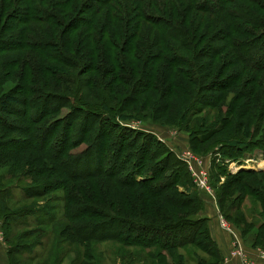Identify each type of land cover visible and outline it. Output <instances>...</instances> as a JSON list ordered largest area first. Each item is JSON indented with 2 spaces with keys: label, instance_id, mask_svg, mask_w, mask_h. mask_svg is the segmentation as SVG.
<instances>
[{
  "label": "rangeland",
  "instance_id": "1",
  "mask_svg": "<svg viewBox=\"0 0 264 264\" xmlns=\"http://www.w3.org/2000/svg\"><path fill=\"white\" fill-rule=\"evenodd\" d=\"M93 1L0 0V99L6 95L22 97L28 77L34 81L33 89L49 96L67 97L71 102L80 101L79 96L84 100L82 94L89 92L91 99L83 102L85 106L82 103L78 106H83L86 114L94 111L98 118L106 116L111 119L109 114H104V109L110 107L106 105L110 102L108 97L117 95L114 92L110 94L106 87L113 85L116 78L120 82H127L126 78L129 76L136 89L137 82L143 83L144 76L148 73L153 88L142 92L126 88L122 95L127 93L129 97L136 98L126 103L124 101L121 105L111 100L114 110L118 111L117 108L121 107V115H124V119H115V122L129 127L136 125L138 129L153 134L161 143L158 151L168 150L177 159L183 151L188 150L202 158L207 164L211 195L200 191L175 160H172L174 166H169L165 175L177 172L175 179L182 180L178 177L182 172L187 182L180 183L176 180V191L171 189L168 193L186 198L199 194L204 205L209 203L213 208L218 207V215L233 232L235 230L231 226L238 227L244 234L245 244L253 249L258 246L257 249L264 251V247L261 248L264 245V230L258 232L250 223L254 222V215L259 219L260 216L264 217V206L261 200L252 198L245 188L247 184L264 191V149L258 146V143L264 146V72L247 71L233 55L225 39L227 21L224 16L213 15L204 8L196 9L191 0ZM239 3L264 15V0L256 5L248 0H239ZM154 19L161 22L155 23ZM34 46H37L35 51ZM254 49L259 48L251 49L256 56ZM173 55H178L176 60H172ZM190 62L196 64L199 85L186 79L190 77V68H187ZM121 63L125 67L123 74L121 67H116ZM53 71L57 74L52 73ZM220 81L223 83L219 84ZM175 83L180 84L177 91L179 94H176V90L174 93L169 91V85ZM189 90L194 94L205 95L216 105L213 109L203 108L190 118L197 122L194 123L197 128L202 127L203 133L208 135L205 141L196 143L194 147L189 144V136L176 128L180 116L186 111V105L192 99L188 94ZM231 106L233 109L230 110ZM76 109L77 106L74 110ZM67 112L68 107L60 109L47 116L31 131L27 128L30 114L22 118L16 114L6 115L12 127L0 129V141H4L0 147L3 149L0 155V189L4 190L7 186L35 187L42 184V181L62 180L67 175L81 174L84 179L80 178L79 182L72 183L67 192L79 195L88 207L99 211L107 210L115 218L114 226L118 227L115 233L121 235L120 240L115 242L99 239L76 241L72 244L63 235L64 224H59L46 228V231L50 230L51 236L49 235L43 258L30 263L23 260L24 255L15 254L10 262L11 256L7 253L10 264H74L76 259H81L83 264L225 262L226 256H223L220 249L222 261L217 262L192 246L173 248L167 252L155 245H141L140 240L149 239L150 236L129 234L118 219H142L161 225L183 220L191 214L187 209L174 208L156 197H149L139 188H121L116 184L111 185L112 182L102 176L94 177L89 172L94 171L96 166L101 167L102 163L106 164L104 162L107 160L106 157L104 161L99 158L98 147L88 151L91 154L89 158L85 157L86 154L82 157V154L81 159L71 164L68 170H58L54 174L45 172L43 166L58 164L51 157H44L27 149L26 140L28 136H37L33 141L39 142L38 134L41 130L51 122L58 123L55 120H59ZM78 114L80 113L76 115ZM77 117L72 125L66 127L70 143L75 138L79 119L84 117L85 122L90 123L88 115L84 113ZM110 121L112 123V119ZM212 129L214 132L210 135ZM59 132L58 129L57 133ZM90 133L87 134V140L77 148L70 146L65 158L77 150L85 149L91 143ZM55 137L56 135L53 138ZM139 138L145 142L144 137ZM131 139L132 137L128 138ZM109 141L111 142L110 139ZM140 141L138 140L137 145ZM224 141H235L237 150H230L231 147L222 144ZM221 144L228 150H223ZM149 147L152 152L155 145ZM128 151L133 153L134 150ZM126 154L125 151L123 155ZM162 156L165 157L161 152L159 157ZM155 161L158 160H152L149 165H156ZM149 165H145L144 170H149ZM231 175H237V181L230 178ZM164 179L162 176L157 184L164 183ZM61 196L60 191H53L40 199H23L19 204L7 201V210L13 215L22 210L39 209L43 213L50 212L51 207H57L55 200ZM204 205L199 212V216L203 218ZM84 220L90 222L87 218ZM97 220L99 219H94L93 222ZM98 223L101 224L102 221ZM1 230L4 234L1 244L5 245L6 250L7 246H26L40 237V233L35 230L2 226V222ZM106 232L114 231L103 229L97 236L102 238ZM153 240L164 241V234L155 236ZM232 240L231 236V242Z\"/></svg>",
  "mask_w": 264,
  "mask_h": 264
},
{
  "label": "trees",
  "instance_id": "2",
  "mask_svg": "<svg viewBox=\"0 0 264 264\" xmlns=\"http://www.w3.org/2000/svg\"><path fill=\"white\" fill-rule=\"evenodd\" d=\"M101 1L102 0H94L93 2ZM191 1L194 8L196 9L204 8L208 13L224 16L227 21L225 39L230 50L233 52V55L247 71H252L254 73H260L262 71L264 72V15L253 11L248 6H244L243 3H239V0ZM259 1L262 0H248L249 3H254L255 5ZM153 21H155V23L161 22L155 19ZM37 46H39V44ZM37 46H34L33 51H35ZM253 47L259 48L258 50L254 49L256 56H254V52L251 51ZM177 57L178 55H173L172 60H176ZM116 67H121L120 71L122 74L124 73L125 67L123 63L116 65ZM131 67H134V65ZM187 68H190L188 69L190 77H187L186 79L189 78V81L199 85L200 80L198 77L199 73L196 69V64L190 62ZM48 70L52 71L51 69ZM52 73L57 74L54 71ZM149 77L150 75L146 73L143 83L137 82L136 89L133 85L131 77L129 76L126 78L127 82H120V79L116 78L117 80H115L113 85L106 87V90L110 92V94H113L114 92L117 95L108 97L107 100L110 102H107L108 104L106 105L110 107L107 108V110L104 109V111H106L104 114H109V116H111L112 123L109 117L105 116L104 118H98V115L94 113V111H88L89 113L86 114L85 108L83 107L85 106L83 102L89 101L91 99L89 92H84V94H82V98L84 100L86 99L85 101L81 100V96H79L80 101L76 100L75 102H71L68 101L67 97L49 96L40 92L39 90L33 89L32 86L34 81L27 77L24 83L22 97L6 95L3 97V99H0V129L6 130L12 127L8 118H6V115L8 114H16L21 118L24 117V115L30 114L27 128H29L31 131L34 130L35 126L42 122L47 116L58 112L62 108L68 107L69 112L60 117L59 120H55L58 121V123L51 122L47 124L48 127H46L43 131L41 130V132L38 134L40 136L38 138L39 142L35 143L33 141V139L37 138V136H28L26 140L27 149L33 150L44 157H51L52 160L58 164H48L43 166V168L46 169L45 172H51L54 174L58 170H68L71 164H74L81 159L80 157L82 154V157L85 154V157H88L89 155L91 156L88 151H90L91 148L98 147L99 151L97 152V155L99 158L101 160H105L106 157L107 160L104 162L106 164L102 163L101 167L96 166L94 171L89 172L94 177L102 176L103 178L110 181V183L112 182L111 185L113 184L115 186L116 184L121 188H139L145 195L153 198L156 197L157 199L162 200L164 203L174 208L187 209L191 214L190 217H185L183 220L169 223L165 222L161 225H154L152 223L145 222L142 219H118L117 221L126 229V231H128L129 234L149 235V239L140 240V244L144 246L155 245L160 250H165L167 252L171 251L173 248L192 246L202 250L204 253L214 258L217 262L222 261L219 248L210 235L209 219L199 216V212L202 211V207L204 205L202 202L203 200L199 198V194H194L193 196L186 198L177 197V195L175 196L171 193H168V190L171 189L174 192L176 191V180L180 181V183L187 182L182 172L178 174V177L182 178V180L178 178L175 179L177 172H175V174L165 175V172L169 170V166H174L172 164V160L178 162L189 175L185 165L175 156H173V154L168 150L158 151V148L161 147V143L155 138L153 134L146 132L143 129H133L129 126H124L123 123L115 122V119H124V115H121L123 113L121 107L117 108L118 111L114 110L115 107L111 104V100H115L121 105L124 101L126 103L130 99L136 98V96L129 97L127 93L122 95L126 88H129L130 90L134 89V91L139 90L138 92L153 88V83L151 80H149ZM123 78H125V76ZM218 83L221 84L223 82L220 81ZM114 84H120L118 86H121L122 88H119ZM177 84L178 83L169 85V91L174 93L176 90L177 92L180 89V84ZM176 94L179 93L177 92ZM188 94L192 96V99L189 101L188 105H186V111L180 116V120L177 122L178 125L176 128L178 131H182L189 136V144L191 147H194L196 143L205 141L208 135L203 133L202 127L197 128L196 124H194L197 122L194 120L191 121L190 118L200 113L203 108L213 109L216 107V105L212 100H208L205 95L198 93L194 94L190 90ZM100 101L103 102L102 99H100ZM81 103L83 106L79 107L78 104ZM76 106L78 109L74 110ZM51 107L53 108L51 109ZM231 109H233L232 106L230 107V110ZM77 113H84L85 115H88L90 123L85 122L84 117L79 119L75 138L72 139V143H70L66 127L69 124L72 125L75 119L78 118L77 116L80 114L76 115ZM113 121L115 123H113ZM138 122L144 123L142 121ZM52 124H54V126H52L53 128L51 127ZM58 129L60 130L59 133H57ZM88 132H91V143H89L85 149L80 151L77 150L65 158L67 149L70 146L77 148L80 143H83L87 140L86 137ZM213 132L214 129L211 130L210 135L213 134ZM54 135H56L55 138H53ZM130 137H132V139L128 140ZM139 137H144L145 142L144 140L140 141ZM138 140L140 141L139 145H137ZM67 141L68 146H66ZM2 142L4 141H0V147H2L4 144H2ZM152 144L155 145V148L151 152V147H149V145L151 146ZM222 144L226 145V147H231L229 148L230 150H237L238 148V146L235 144V141H224ZM222 144L220 147L224 146ZM258 146L264 149V146L260 143H258ZM129 149H133V153L129 152ZM223 150L227 151L228 149L223 147ZM125 151L127 154L123 155ZM161 152L165 155V157H159ZM2 153L3 149L0 148V155H2ZM222 155L224 156V154ZM152 160H158L155 161L157 164L154 165L155 163H153L149 165V162ZM145 165H149L151 167L154 165L152 170H155L152 171L151 167H149V170H144ZM126 170L131 171L127 172ZM245 173L251 174L252 172L245 171ZM162 176H164L166 179H164L165 182L161 185L157 184L158 179H160ZM80 178L84 179V176L81 177V174H71L67 175L66 178L62 180L52 179L50 182L42 181V184L35 187L24 188L21 186H16L13 188L11 186H7V188L4 190L0 189V217L3 221L1 219L0 220L2 222V226L7 225L9 227H15L19 230H35L36 233H40L39 239H36L34 242L26 246L17 248L7 246V253H9L11 256L10 262L12 258H14L13 256L15 254H18V256L24 255L22 256L23 260L30 263L43 258L48 247V240L50 239L49 235L51 236L50 230L46 231V228H51L59 224H64L63 235H66L67 240H65L72 244H74L76 241L86 242L99 239H106L107 241L115 242L120 240L119 237L121 235H117V233H115L116 229H118L117 226H114L115 218L107 210L99 211L98 209L88 207L85 205L84 201L79 195H76L72 192H67L69 190V186L72 183L79 182ZM230 178H234V180L237 181V175L235 177L231 175ZM245 188H247L249 195L252 198L256 199L257 201L261 200L260 202H262V205L264 206V191H262L261 188L247 184H245ZM53 191H60L62 196L61 198L55 200L57 207H51L52 211L50 212L47 211L46 213H43V210L40 211L39 209L31 211L22 210L13 215L7 210V201H10L14 204H19L23 201V199H40L46 195H49ZM3 202H5L4 204L6 207L3 205ZM132 204H129L130 208L134 209ZM44 205L45 203L43 206ZM85 218H87L90 222H86L84 220ZM253 218L254 222L250 221V223L254 230L258 232L264 230V217L260 216L261 219H259L254 215ZM94 219L99 220L93 222ZM100 221H102L101 224L98 223ZM231 227L236 232H238L243 245L253 249L250 245L248 246L245 244L246 239H244V234L241 233L238 227L236 225H232ZM103 229L104 231L113 230L114 232H106L103 234L102 238L101 236H97V234H99ZM8 230L9 228L7 231ZM163 234L164 241L153 240L155 236H160ZM62 238L64 237L62 236ZM263 247L264 245L261 248ZM257 248L258 246L255 249ZM74 264L83 263L81 259H76Z\"/></svg>",
  "mask_w": 264,
  "mask_h": 264
},
{
  "label": "built area",
  "instance_id": "3",
  "mask_svg": "<svg viewBox=\"0 0 264 264\" xmlns=\"http://www.w3.org/2000/svg\"><path fill=\"white\" fill-rule=\"evenodd\" d=\"M130 127L133 129H138L136 125ZM178 159L184 163L193 183L199 188V190L204 191L209 195H211L212 191L209 181V173L207 171V164L204 162V160L202 158L196 157L189 150L183 151L182 154L178 157ZM254 162L256 163V161ZM255 163L253 164L256 165ZM249 164H252V162ZM220 221H221L220 222L221 227L224 230H226L228 233H230L233 237L230 247L229 257L238 258L241 264H255V262L246 255V253L244 252L241 246L240 241L237 239L231 228L225 224V222L222 220L221 217H220ZM3 235L4 234L1 230V220H0V244L1 241L3 240ZM260 256L264 258V252H260Z\"/></svg>",
  "mask_w": 264,
  "mask_h": 264
},
{
  "label": "crops",
  "instance_id": "4",
  "mask_svg": "<svg viewBox=\"0 0 264 264\" xmlns=\"http://www.w3.org/2000/svg\"><path fill=\"white\" fill-rule=\"evenodd\" d=\"M202 213L205 218L209 219V231L212 239L216 242V245L222 251L223 256H226L225 262H223V264H241L238 258L229 257L230 247L232 243L231 242L232 235L221 227V224L219 222L220 216L218 215L219 213L217 212L216 207L213 208V206L209 205L208 203L204 205V212ZM237 233L235 232L234 234L237 235L235 236L239 240L240 236ZM239 241L246 255L250 257L255 262V264H264V258L260 256V252H264V251L260 249H251L248 248L247 246H244L243 243L241 242V238ZM6 254H7V250L5 245L0 244V264H9V259Z\"/></svg>",
  "mask_w": 264,
  "mask_h": 264
},
{
  "label": "bare ground",
  "instance_id": "5",
  "mask_svg": "<svg viewBox=\"0 0 264 264\" xmlns=\"http://www.w3.org/2000/svg\"><path fill=\"white\" fill-rule=\"evenodd\" d=\"M264 167V166H263ZM260 169H261V167H260Z\"/></svg>",
  "mask_w": 264,
  "mask_h": 264
},
{
  "label": "water",
  "instance_id": "6",
  "mask_svg": "<svg viewBox=\"0 0 264 264\" xmlns=\"http://www.w3.org/2000/svg\"><path fill=\"white\" fill-rule=\"evenodd\" d=\"M260 170H263V169H260Z\"/></svg>",
  "mask_w": 264,
  "mask_h": 264
}]
</instances>
